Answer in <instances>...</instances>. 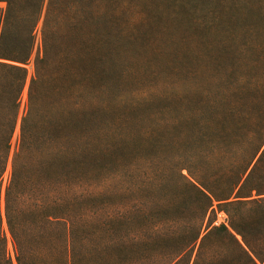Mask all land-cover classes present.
Wrapping results in <instances>:
<instances>
[{"label": "trees", "instance_id": "obj_1", "mask_svg": "<svg viewBox=\"0 0 264 264\" xmlns=\"http://www.w3.org/2000/svg\"><path fill=\"white\" fill-rule=\"evenodd\" d=\"M82 1L0 0V264H13L3 217L16 264H264V0L252 12L260 24L248 26L246 42L233 46L214 84L198 92L195 115L167 124L170 130L180 125L178 134L137 138L136 153L165 140L176 150L162 159L160 152L148 154L152 175L146 183L154 191L145 194L149 206L135 200L116 217L93 223L95 231L124 234L89 248L84 240L78 247L74 236L94 220L75 222L71 216L86 201L111 194L72 187L99 178L108 164L113 170L110 156L122 140L113 138L110 151L98 139H84L79 63L98 50L90 32L98 9ZM39 20L38 53L3 185ZM219 211L225 218L216 222Z\"/></svg>", "mask_w": 264, "mask_h": 264}, {"label": "rangeland", "instance_id": "obj_2", "mask_svg": "<svg viewBox=\"0 0 264 264\" xmlns=\"http://www.w3.org/2000/svg\"><path fill=\"white\" fill-rule=\"evenodd\" d=\"M93 1L82 2L98 9V22L90 28L91 35L98 38V50L85 53L78 62L85 85L82 90L87 112L84 139L88 138V142L98 139L101 146L109 147L110 151L115 149L109 143L113 138L122 142L117 155L110 156L115 161L114 171L108 164L100 168L99 178L94 177L92 181L84 178L72 187L77 193L111 194L103 196V201L99 198L95 202L85 200L71 216L75 222L94 220L85 223V228H76V237L73 234L78 247L84 240L88 248L93 244H106L108 237L112 243L116 242L124 234L119 235L116 228V231H95V222L104 220L107 215L116 217L135 200L144 208L149 206L150 199L146 195H150L151 186L146 180L152 175L148 160L153 155L148 154L160 152L162 159L171 157L176 150L165 140L158 141L152 150L145 148L136 153L137 138L144 134L145 138L152 136L162 140L171 132V136L178 134L180 125L170 130L167 124L179 122L185 113L195 115L198 92L214 84L212 78L229 64L233 46L246 42L248 26L260 24L252 12L256 13L261 6V0H97L96 7H92ZM3 5L0 2V6ZM87 10L91 9L87 7ZM40 27L41 20L35 29L30 61L25 65L27 77L3 185L16 148L20 115L38 53ZM147 145L144 139L142 148ZM81 171L80 175H87ZM182 173L186 174L185 169ZM156 192L161 194L160 190ZM0 209L3 213V197ZM224 218L225 214L219 211L216 222ZM2 228L7 251L16 264L4 217Z\"/></svg>", "mask_w": 264, "mask_h": 264}]
</instances>
